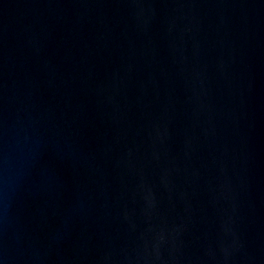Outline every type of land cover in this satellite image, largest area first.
<instances>
[{
    "label": "water",
    "instance_id": "95a60500",
    "mask_svg": "<svg viewBox=\"0 0 264 264\" xmlns=\"http://www.w3.org/2000/svg\"><path fill=\"white\" fill-rule=\"evenodd\" d=\"M0 264H264V0H0Z\"/></svg>",
    "mask_w": 264,
    "mask_h": 264
}]
</instances>
